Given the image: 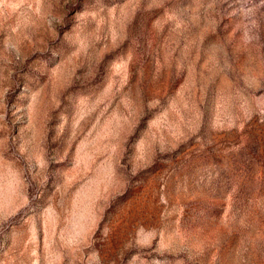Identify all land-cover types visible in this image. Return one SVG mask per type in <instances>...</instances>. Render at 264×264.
Returning <instances> with one entry per match:
<instances>
[{
	"label": "rangeland",
	"instance_id": "obj_1",
	"mask_svg": "<svg viewBox=\"0 0 264 264\" xmlns=\"http://www.w3.org/2000/svg\"><path fill=\"white\" fill-rule=\"evenodd\" d=\"M0 264H264V0H0Z\"/></svg>",
	"mask_w": 264,
	"mask_h": 264
}]
</instances>
